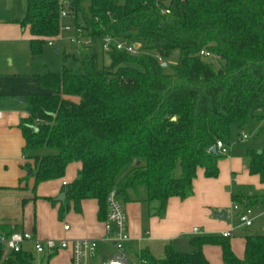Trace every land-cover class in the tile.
I'll return each instance as SVG.
<instances>
[{"label":"trees","instance_id":"1","mask_svg":"<svg viewBox=\"0 0 264 264\" xmlns=\"http://www.w3.org/2000/svg\"><path fill=\"white\" fill-rule=\"evenodd\" d=\"M81 1L73 2L76 19L95 39L141 41V51L149 53L112 51L102 67L94 53L78 73L64 66L61 73L38 76L43 92L25 96L27 116L19 124L22 154L33 161L25 168L36 187L63 178L69 164H80L74 181L63 186L62 202L45 198L60 205L59 217L70 204L79 212L81 202L92 199L103 220L111 190L124 198L139 186L145 187L148 203L159 202L162 215L169 198L191 193L198 168L206 178L217 177L221 156L210 148L217 140L227 144L232 126L242 130L253 119L264 120V0H87L89 15ZM59 11L60 0H26L19 24L29 30L32 55L58 36ZM175 50L178 61L166 73L158 58L163 61ZM201 50L223 64L215 68L213 60L199 56ZM259 132L264 140V124ZM248 158L250 173L264 184V149L249 150ZM190 243L191 253L168 245L162 258L142 251L138 259L210 264L202 249L212 245L220 248L222 264H264L263 235L244 237L241 260L227 238L196 237ZM27 260V254L0 249V264Z\"/></svg>","mask_w":264,"mask_h":264},{"label":"crops","instance_id":"2","mask_svg":"<svg viewBox=\"0 0 264 264\" xmlns=\"http://www.w3.org/2000/svg\"><path fill=\"white\" fill-rule=\"evenodd\" d=\"M21 20L8 18L0 21V45L1 43H16L24 40L29 45L30 55L34 56L30 49L31 36L29 30L27 27H22L19 24ZM65 22L67 21L64 20L63 23ZM8 61L11 62L13 67L12 57H9ZM38 76L41 75H37L36 78ZM17 98L25 99V96L0 94V180L4 174H7L6 168L8 164L15 171V179L10 184L11 187H5L0 183V189L22 190L25 193L29 190V182H34L33 178H29L27 175L28 171L25 165H32L33 161L26 159L22 154L24 140L19 124L21 119L25 118L27 114L23 110L25 102L22 103ZM226 145L229 152L227 156H221L218 160L217 177L206 178L204 169L198 168L196 177L192 182L191 193L183 199L179 197L169 198L167 207L162 215L157 214V209L159 208L158 201L151 203L146 201L147 193L143 199H137L134 194H129L131 189L127 191L126 197L123 198L128 219L127 234L130 238L126 247V253L128 252L133 255L135 260L138 259V255L142 251L149 252L155 258H162L164 249L168 245L176 252L191 253L195 248L191 245L190 240L201 237L199 236V232L193 233V229L196 227L201 228V235L209 234L213 229L219 230L222 233L233 229V235L236 232V228L232 225L226 226L225 222L228 220L229 215L233 214H236L237 220L238 213L233 209L234 205L247 206L251 208L252 212L258 211L255 215L253 212V221L264 215V201L261 200L264 197V184L260 182L257 175H253L249 171L248 151L253 149L251 147L240 148L236 144L230 145L229 142ZM74 164L76 165V171L73 181L81 167L79 163L74 162ZM69 183L71 181L68 183L62 182V189L60 192L53 191V196L57 198L63 191V184ZM45 198H50L54 201L56 199L49 196ZM28 200L34 202L35 196L23 198L21 203L24 204ZM46 201L59 209V204L53 205L49 200ZM220 211L227 213L225 221H221L213 216L214 212ZM79 212L81 216L73 218L72 231L69 229L65 233H70L71 238L103 237V223L106 217L103 220L98 219L97 202L92 199L82 201ZM13 231H24V221L18 219H0V233L8 234ZM31 232L32 234L36 232L35 223L32 225ZM246 235L247 233L237 242V244L239 243V248L233 244L232 250L236 254H240L241 251L244 253V237ZM218 237H221V235L219 234ZM210 246L206 245L203 247L204 256L210 264H222L221 251L219 250L220 259L219 257L215 258L210 254ZM25 249L28 251V257L34 253L31 246H27ZM67 251L64 250V252ZM68 253L71 257L70 251ZM4 254H7V252H4Z\"/></svg>","mask_w":264,"mask_h":264},{"label":"rangeland","instance_id":"3","mask_svg":"<svg viewBox=\"0 0 264 264\" xmlns=\"http://www.w3.org/2000/svg\"><path fill=\"white\" fill-rule=\"evenodd\" d=\"M172 0H165L166 4H169ZM26 0H0V21L4 19H16L20 20L23 18ZM83 11L89 15V2L82 0L80 3ZM25 34V33H24ZM67 35L61 32V37L56 42L55 47H49L45 41L42 50L37 55L31 56L29 51V45L26 41L22 40L16 43H1L0 45V94L2 95H24L28 96L31 94H37L43 92L41 89L36 76L44 75L48 72L61 73L63 67L71 70L74 73L81 71V62L88 56L96 54V60L99 67L107 66L109 64V57L101 52V44L99 40L92 48L87 49H76L72 44L67 41ZM140 46H145V43L136 41ZM58 49V52L55 49ZM144 50V49H143ZM141 51L140 54H148V51ZM179 51H173L167 59L163 60L166 64V73H172L173 66L177 63L179 58ZM9 57H12L13 67L9 62ZM223 62L219 59L213 60V66L218 68ZM264 124V120L253 119L252 122L243 127L241 130L236 126L230 128L229 144H236L240 148L251 147L255 151H262L264 149V140L260 136V129ZM243 131L250 136V138L242 143H238V136ZM53 153L51 150H42L41 154ZM20 164V163H19ZM7 174L1 177L0 183L5 187H11L10 184L15 179V171L8 164ZM76 171V165L71 163L66 169L64 177L58 181H47L38 184L34 187V182L30 181L28 184V192L22 190H2L0 189V219H18L24 221V231L31 232L32 225L35 223V234L33 233L34 239L45 243L52 241L56 245L61 244L65 241H73L78 239L84 240H100L95 237H82V238H71L70 233L66 234L64 226H67L71 231L73 228V218L81 216L80 212L75 211L72 204H70L69 210L64 213L62 217H59L58 208L52 206L44 199L45 197H52L53 191L60 192L62 189V182L68 183L73 181V177ZM127 170H124V175ZM175 176L180 177V167L177 166L175 170ZM25 177V176H24ZM34 189V190H33ZM129 194H134L137 199H143L146 195L145 187L139 186L135 190L131 189ZM35 196L34 202L32 200L26 201L24 204L21 203L23 198H29ZM120 200L123 201V197L120 196ZM89 202V201H88ZM254 215L258 211H253ZM236 214L229 215L228 220L225 222L226 226L232 225L236 228V232L229 238V242L233 249V244L238 246L242 236L247 235H263L264 236V215L254 219L253 224L250 228H242L240 223L236 220ZM34 217L36 218L34 220ZM253 219V216H252ZM199 232V236H213L218 237L222 234L219 230L213 229L209 234H202L200 227H196ZM70 231V232H71ZM32 233V232H31ZM207 233V232H206ZM219 247L210 246V254L215 258L220 259ZM242 250V249H241ZM234 252V250H232ZM114 250L106 246L103 243L98 242L95 250V256L87 260L86 264H106L107 261L114 258ZM235 256L238 259H243V251ZM48 259L46 254H35L32 253L28 257L27 264H72L71 257L68 251H59L58 255ZM127 257L131 261H135L133 255L126 253ZM52 256V255H51ZM129 264H132L130 262Z\"/></svg>","mask_w":264,"mask_h":264},{"label":"built area","instance_id":"4","mask_svg":"<svg viewBox=\"0 0 264 264\" xmlns=\"http://www.w3.org/2000/svg\"><path fill=\"white\" fill-rule=\"evenodd\" d=\"M75 0H60V32L56 38L46 40L49 47H55L56 42L60 40L61 32L67 35V41L72 44L76 49L92 48L96 43V40L85 28L82 21L76 19L73 2ZM163 14L168 15L169 11H162ZM66 20L67 22L63 23ZM101 44V52L108 55L112 51L126 53L128 55H138L141 53V46L136 42H129L121 39H115L111 36L104 35L99 39ZM204 59L213 60V56L207 50H201L199 53ZM159 62H163L161 58H158ZM262 110H258L261 113ZM38 123V122H37ZM250 138L248 134L241 131L238 136L239 142H245ZM214 148L216 153L220 156H227L229 149L227 145L217 140L215 144L210 148ZM66 185V184H63ZM233 209L238 213L237 221L242 227L248 228L252 225L253 212L251 208L247 206L234 205ZM127 214L123 202L120 200L117 192L111 190L106 197V219L103 223L104 235L100 240H84L78 239L73 241H65L59 245H56L52 241L42 243L36 239L31 232L25 231H13L11 233H0V249L7 253H24L27 246H31L35 254H46L47 256L58 253L59 251L68 250L71 253L72 264H86L87 260L95 256V250L97 243L102 242L110 246L115 254L112 260H109L107 264H143L144 261L136 259L131 261L126 255V247L130 238L127 234ZM69 228L64 226V231H68ZM233 229H229L221 234L223 238H230L232 236ZM193 233H198L196 228L193 229Z\"/></svg>","mask_w":264,"mask_h":264},{"label":"water","instance_id":"5","mask_svg":"<svg viewBox=\"0 0 264 264\" xmlns=\"http://www.w3.org/2000/svg\"><path fill=\"white\" fill-rule=\"evenodd\" d=\"M55 51H58V49L56 48ZM166 64L165 63H162V67H165ZM18 101L24 103L25 102V99L24 98H17ZM174 120V119H173ZM211 152L212 153H216V150L214 148L211 149ZM258 154L261 153V151H257ZM137 165H139V162H137ZM32 174L31 171H28L27 175L30 176ZM64 199V194L61 193L59 194V196L55 199V201L57 202H62ZM213 216L221 221H225L227 219V213L225 211H220V212H214L213 213Z\"/></svg>","mask_w":264,"mask_h":264}]
</instances>
